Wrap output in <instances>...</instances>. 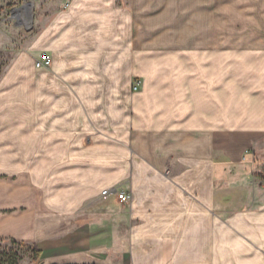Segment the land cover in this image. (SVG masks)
I'll use <instances>...</instances> for the list:
<instances>
[{
    "label": "crops",
    "instance_id": "obj_1",
    "mask_svg": "<svg viewBox=\"0 0 264 264\" xmlns=\"http://www.w3.org/2000/svg\"><path fill=\"white\" fill-rule=\"evenodd\" d=\"M259 4V53L218 52L217 31L207 49L201 24L188 53H136L120 6L57 10L0 82V242L39 264H264Z\"/></svg>",
    "mask_w": 264,
    "mask_h": 264
},
{
    "label": "rangeland",
    "instance_id": "obj_2",
    "mask_svg": "<svg viewBox=\"0 0 264 264\" xmlns=\"http://www.w3.org/2000/svg\"><path fill=\"white\" fill-rule=\"evenodd\" d=\"M101 1L123 9L122 18L127 16L130 21L132 48L135 47L136 53H188L192 51L194 35L200 31L199 24L202 27V43L207 49L215 48V44L210 45L209 42L214 40L217 31L218 52L261 51V0H215L216 11L203 7L206 3L202 0ZM72 2L74 0H0V82L17 56L34 55L35 37L44 26L49 25L57 10H66ZM226 4L233 7L225 8ZM26 5L27 11H23L25 14L22 16ZM211 17L212 20L217 19L213 33L209 32ZM26 59L23 64H27ZM25 80L32 81V75H26ZM137 80L142 84L144 78L139 75L133 82ZM262 151L264 155V145ZM259 153L261 157V150ZM0 251L17 253L19 264H34L31 251L20 243L1 240Z\"/></svg>",
    "mask_w": 264,
    "mask_h": 264
},
{
    "label": "trees",
    "instance_id": "obj_3",
    "mask_svg": "<svg viewBox=\"0 0 264 264\" xmlns=\"http://www.w3.org/2000/svg\"><path fill=\"white\" fill-rule=\"evenodd\" d=\"M3 241L12 242L15 244L20 243L21 245H24L31 251L33 263L39 264L42 262L41 259L43 257V251L36 244L29 245L24 241L20 242L15 239H3ZM19 261L20 257L17 253H6L4 251H0V264H19Z\"/></svg>",
    "mask_w": 264,
    "mask_h": 264
},
{
    "label": "built area",
    "instance_id": "obj_4",
    "mask_svg": "<svg viewBox=\"0 0 264 264\" xmlns=\"http://www.w3.org/2000/svg\"><path fill=\"white\" fill-rule=\"evenodd\" d=\"M36 66L38 68H49L51 66L50 55L46 52L42 53L39 58L36 59ZM140 85V81H135L133 85V90L137 91ZM102 194L103 196L116 195L122 203H129L132 199L131 193L118 189H106L103 191Z\"/></svg>",
    "mask_w": 264,
    "mask_h": 264
},
{
    "label": "bare ground",
    "instance_id": "obj_5",
    "mask_svg": "<svg viewBox=\"0 0 264 264\" xmlns=\"http://www.w3.org/2000/svg\"><path fill=\"white\" fill-rule=\"evenodd\" d=\"M26 8H28L27 5H26V6L23 8V10H22V13H21L22 16H24V14H25V13H23V11H24V12L27 11ZM17 14L20 15V14H19V11H17ZM28 14H29V13H28Z\"/></svg>",
    "mask_w": 264,
    "mask_h": 264
},
{
    "label": "water",
    "instance_id": "obj_6",
    "mask_svg": "<svg viewBox=\"0 0 264 264\" xmlns=\"http://www.w3.org/2000/svg\"><path fill=\"white\" fill-rule=\"evenodd\" d=\"M30 23L32 24L33 22L30 20Z\"/></svg>",
    "mask_w": 264,
    "mask_h": 264
}]
</instances>
